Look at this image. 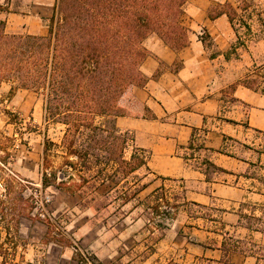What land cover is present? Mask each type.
<instances>
[{"label": "crops", "instance_id": "0c3cea01", "mask_svg": "<svg viewBox=\"0 0 264 264\" xmlns=\"http://www.w3.org/2000/svg\"><path fill=\"white\" fill-rule=\"evenodd\" d=\"M227 2L233 23L209 16ZM245 2L186 0L183 47L144 39L145 81L114 118L124 158L145 160L126 175L70 152L84 139L68 145L45 92L0 81L2 148L14 145L17 172L53 193L49 221L30 216L15 182L0 197L5 264H90L85 253L98 264H264V0ZM57 4L0 0V25L45 36Z\"/></svg>", "mask_w": 264, "mask_h": 264}, {"label": "trees", "instance_id": "16d2710c", "mask_svg": "<svg viewBox=\"0 0 264 264\" xmlns=\"http://www.w3.org/2000/svg\"><path fill=\"white\" fill-rule=\"evenodd\" d=\"M242 8L248 4L238 0ZM186 0H58L45 36L7 34L0 25V81L46 94V111L67 125L70 152L96 162H115L134 171L145 163L123 152L127 136L114 118L122 95L145 78L139 65L146 56L144 39L157 34L174 49L187 43L181 23ZM237 12L230 3L211 8L210 17Z\"/></svg>", "mask_w": 264, "mask_h": 264}, {"label": "rangeland", "instance_id": "374dc122", "mask_svg": "<svg viewBox=\"0 0 264 264\" xmlns=\"http://www.w3.org/2000/svg\"><path fill=\"white\" fill-rule=\"evenodd\" d=\"M13 143V142H12ZM14 145L11 146V149H9L8 151H6V153L3 155L4 159L6 161H9L10 163V168L13 169L14 172H16V174L19 176V178H21V180H23V182L19 181V180H15L13 178H5V182H4V187L6 188L5 191H1L0 190V197L2 200L5 199V193H7L8 190V186L15 182L17 183V185L19 186L20 189H22V192L24 194V199L25 201L29 204L30 208H29V214L31 217L37 219V220H43V221H49L51 219V212H50V206L51 203L53 201V193L52 191L46 187L44 184H40L37 182H34L30 179H27L23 176H21L15 166H14ZM130 151V149L128 150V152ZM124 153V152H123ZM135 154V153H133ZM138 158H142L141 156L135 154ZM11 156V159H8V157ZM118 166V170L123 174H129L132 171H128L127 167L121 165V164H117ZM138 169V168H137ZM137 178H141L142 176L136 174L135 175ZM140 186V183H139ZM141 187V186H140ZM139 187V188H140ZM43 194H49L51 196V201L48 204H43L41 203V196H43ZM73 250L80 252V249L78 248V244L77 243H73ZM83 258L86 259L87 261L90 260V264H98L97 262H95V260H93L89 255H87L85 253V255H83ZM10 258H7V262H9ZM82 260V259H81ZM81 263V261H80ZM0 264H5V257H1L0 258Z\"/></svg>", "mask_w": 264, "mask_h": 264}, {"label": "built area", "instance_id": "2783aa9c", "mask_svg": "<svg viewBox=\"0 0 264 264\" xmlns=\"http://www.w3.org/2000/svg\"><path fill=\"white\" fill-rule=\"evenodd\" d=\"M6 153V151H4V149L2 148L1 142H0V190L3 192L5 191V187H4V182H5V178H13V179H17L21 182H23V180H21V178H19V176L16 174V172L13 171L12 168H10V163L9 161H6L4 159V154ZM8 159H11V156L8 157ZM51 201V196L49 194H43V196H41V203L43 204H48Z\"/></svg>", "mask_w": 264, "mask_h": 264}]
</instances>
